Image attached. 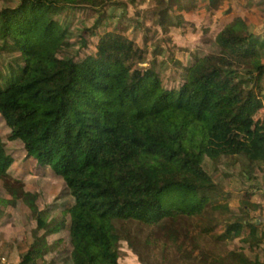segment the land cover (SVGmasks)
Returning <instances> with one entry per match:
<instances>
[{"label": "trees", "instance_id": "16d2710c", "mask_svg": "<svg viewBox=\"0 0 264 264\" xmlns=\"http://www.w3.org/2000/svg\"><path fill=\"white\" fill-rule=\"evenodd\" d=\"M158 1L143 13L152 14L162 35L171 37L172 54L191 52L176 41L194 45V34L213 40L218 51L179 56L168 77L161 55L142 67L147 46L112 28L115 15L108 12L70 55L58 15L81 7L95 13L108 0H20L1 9L0 54L15 55L8 72L0 64V115L8 141L21 143L29 159L53 170L70 190L71 264H119L120 244L132 229L140 236L148 230L141 245L152 251L163 243V256L176 264L171 251L179 245L162 242L152 230L168 223V233L179 240L183 221L200 227L194 247L208 264H264L243 251L222 256L199 242L222 227L219 241L241 238L251 252L264 244V224L250 218L257 205L241 200L237 213L224 204L208 208L218 188L204 166L207 158L218 160L215 139L245 132L264 110V42L233 0ZM240 154L264 162L247 150ZM12 165L0 139V181L8 190ZM36 200L27 192L21 205L42 229L47 225ZM41 255L33 247L21 264H36ZM179 256L183 263L194 259L192 252Z\"/></svg>", "mask_w": 264, "mask_h": 264}, {"label": "rangeland", "instance_id": "374dc122", "mask_svg": "<svg viewBox=\"0 0 264 264\" xmlns=\"http://www.w3.org/2000/svg\"><path fill=\"white\" fill-rule=\"evenodd\" d=\"M19 1L0 0V10L17 6ZM158 2V0H145L141 4L140 0H108L106 8L95 13H89L85 7L64 10L58 16H60L61 24L67 32L69 49H72L69 52L70 55H75L82 49L87 30L94 28L96 20H99L106 12L115 15L110 19L112 28L117 26V30L135 37L147 46L148 58L142 67L148 66L153 58L161 55L163 67L167 66L168 77L172 74L169 72L173 70L174 64H177L179 56L188 58L195 54V57H206L218 51L213 40L206 36L196 39V34H194V36H190L194 45L189 46L176 41V44L181 47H190L191 52L190 50L183 51V53L176 51L172 54L171 50L174 49V44L172 41H168V38L171 37L162 35L156 19L153 20L151 16L152 14L144 16L143 13L145 10L158 7ZM188 54L190 55L188 56ZM14 57L15 55L12 54H0V64L4 73L8 72L9 67L7 66L12 65ZM263 124L264 110L247 125L245 132L229 131L228 135L221 140H214L212 154L218 160L213 161L207 158L204 166L213 177L218 190L208 208L224 204L237 213L240 201L246 200L250 204L258 206L256 210L251 211L250 218L259 224H264V162L258 164L240 154L241 150H247L254 158L264 157ZM9 133L10 131L0 115V139L5 144L7 155L14 160V164L8 171L11 179L7 185L13 192L11 193V190L4 187L0 181V264H21L24 256L33 247L40 248L42 253L41 257L36 259V264H70L71 244L67 230L69 215L66 214V211L73 205V196L53 170L37 165L29 159L21 143L8 141ZM27 192L37 195L38 216L40 219L43 218L47 227L41 229L35 218L27 217L29 210L21 205ZM62 222L65 226L60 227L61 231L52 234V230L60 226ZM181 226L182 233L179 234V240H173V237L168 233L172 232V229L168 228V223L157 226L152 231L155 233L154 236L162 242L168 240V243L180 246L176 251H171V253H176V264H208V258L206 262L200 250L194 247L195 239L201 233L196 221H183ZM132 230V234L122 240L120 244L119 264H169L161 252L163 243L158 246L154 244L156 249L148 251L141 245V242L142 238H146L150 232L147 230L145 235L140 236L136 230ZM223 234L224 229L219 227L211 232V236H208L205 242H199L205 244L206 247H215L222 256L243 251L252 259L258 257L264 261V244L255 252H251L248 246L240 243L241 238H224L219 241L218 238ZM191 252L194 259L187 258L188 260L185 261L187 263H183V259L178 257L181 253L187 256Z\"/></svg>", "mask_w": 264, "mask_h": 264}, {"label": "crops", "instance_id": "0c3cea01", "mask_svg": "<svg viewBox=\"0 0 264 264\" xmlns=\"http://www.w3.org/2000/svg\"><path fill=\"white\" fill-rule=\"evenodd\" d=\"M233 2L236 10L240 12V14L244 17L246 23L249 26L250 31L256 36V39L259 40L260 42H264V0H233ZM13 164H14V160H13ZM74 203L75 201H73V205ZM41 219L43 222V218ZM69 220H70V216H69ZM70 253H69V258H70Z\"/></svg>", "mask_w": 264, "mask_h": 264}]
</instances>
